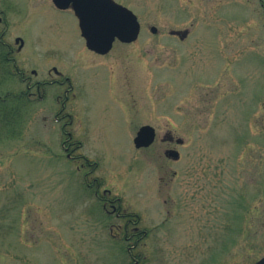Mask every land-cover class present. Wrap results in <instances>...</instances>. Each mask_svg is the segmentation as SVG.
<instances>
[{
    "label": "rangeland",
    "instance_id": "374dc122",
    "mask_svg": "<svg viewBox=\"0 0 264 264\" xmlns=\"http://www.w3.org/2000/svg\"><path fill=\"white\" fill-rule=\"evenodd\" d=\"M7 1L6 37L24 39L32 80L53 64L72 91L61 119L46 99L0 133V264H124L96 187L138 216L148 234L132 250L147 264H254L264 253V0H114L140 32L105 55L50 0ZM142 125L156 140L137 150ZM167 130L182 144L162 142Z\"/></svg>",
    "mask_w": 264,
    "mask_h": 264
},
{
    "label": "flooded vegetation",
    "instance_id": "af4514ba",
    "mask_svg": "<svg viewBox=\"0 0 264 264\" xmlns=\"http://www.w3.org/2000/svg\"><path fill=\"white\" fill-rule=\"evenodd\" d=\"M0 4L4 5V9H0V68H5V70L9 72L0 75L2 77L1 81L4 82V85L10 83L21 86L19 91L10 90L4 92V94H7V97L9 99L16 100L22 103L20 108L22 114L21 117L23 116V113H27V111L24 112V109L27 105H31L34 102H45L46 99H50L58 105V109L52 112V119L54 121L61 119L60 115L62 111L64 112V104L68 100V93L72 91L70 79L68 77H64L59 71L60 69H58L56 65L51 64L45 68L46 72L45 75H43V77L48 78L45 79L41 77L40 79L32 80V77H37L39 73L36 68L37 63L29 59L28 56L25 57L23 55L25 47L24 39L20 36V34L14 35L13 38L6 37V32L9 25L7 21V13L8 10L12 8L13 4L11 2H8L7 0H1ZM50 4L54 9L58 11L70 12L71 14H73L70 6L65 9H59L52 4L51 0ZM44 65L45 64H43V66ZM27 71H29L31 75H28ZM52 74L55 76L49 78V76ZM7 101L9 102V100ZM49 109H51V105L47 107L48 111ZM66 115L69 116V114ZM43 116L46 117L45 115ZM67 124H70V122L64 123L61 126V129H63V133L64 128ZM67 135H69V133H67ZM155 140L156 131L154 141ZM154 141L152 142V144L154 143ZM161 141L168 144H182V140L173 136L168 130L163 133ZM65 143L66 140L63 141V145ZM63 149L67 150L68 148L63 147ZM171 150L177 151L175 146L173 145L164 147L162 149L164 156L167 157L168 154L166 153ZM67 157L70 159L74 158L71 156V154H67ZM167 158L172 159L169 157ZM172 160L177 161L178 157L177 159ZM98 188L99 187H96L95 191H92V194L99 202L100 207L104 210L106 218H111V220L112 218H114L118 221L116 224H109L110 238L113 239L114 242H116V245L127 246L128 249H133L134 247L138 246L144 239V237H146L148 234L146 230H142L138 227V216L126 213L121 209L122 203L119 196H116L115 194L111 195V192L107 189L99 192ZM138 254L140 253L138 252Z\"/></svg>",
    "mask_w": 264,
    "mask_h": 264
},
{
    "label": "water",
    "instance_id": "95a60500",
    "mask_svg": "<svg viewBox=\"0 0 264 264\" xmlns=\"http://www.w3.org/2000/svg\"><path fill=\"white\" fill-rule=\"evenodd\" d=\"M59 9L70 6L75 16L80 36L86 49L98 55L107 54L114 42L129 44L134 42L140 32V24L134 13L114 0H51ZM152 33L155 27H150ZM173 34L183 39L187 32L174 31ZM155 137L154 128L142 125L133 137L136 149L146 148L152 144ZM167 157L177 159L178 152L168 151ZM254 264H264V253Z\"/></svg>",
    "mask_w": 264,
    "mask_h": 264
},
{
    "label": "trees",
    "instance_id": "16d2710c",
    "mask_svg": "<svg viewBox=\"0 0 264 264\" xmlns=\"http://www.w3.org/2000/svg\"><path fill=\"white\" fill-rule=\"evenodd\" d=\"M4 73H9V72L6 71L5 68L1 67L0 75ZM1 78L2 77L0 76V89L4 86V82L1 81L2 80ZM7 96H8L7 94L5 95L3 92H0V133H2L3 135L5 134V132H3V129L8 128L9 130H12L14 128V125H16V120L18 119L20 120L22 115L20 109L22 103L16 100H11ZM7 100H9V102ZM94 182L96 183L97 179L94 180ZM121 247H123L122 253L124 258V264L125 261H127L126 264L146 263L145 259H143V256L141 254L135 253L132 249H128L127 246H121Z\"/></svg>",
    "mask_w": 264,
    "mask_h": 264
}]
</instances>
